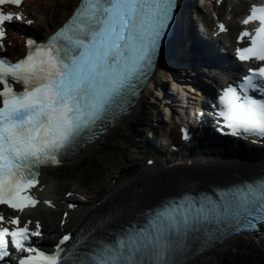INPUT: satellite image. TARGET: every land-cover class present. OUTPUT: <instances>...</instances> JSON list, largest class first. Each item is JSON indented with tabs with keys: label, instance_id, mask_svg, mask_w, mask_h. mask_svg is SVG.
Wrapping results in <instances>:
<instances>
[{
	"label": "snow or ice",
	"instance_id": "snow-or-ice-1",
	"mask_svg": "<svg viewBox=\"0 0 264 264\" xmlns=\"http://www.w3.org/2000/svg\"><path fill=\"white\" fill-rule=\"evenodd\" d=\"M22 4L0 0V48L5 25L23 19L22 13L3 6ZM174 7L175 0H81L71 20L47 42L27 40L26 55L15 61L0 56V206L23 211L39 203L30 193L39 183L40 168L60 163L126 94H134L154 65ZM254 20L260 27L255 34H240L250 44L238 48L237 55L241 61L264 62V6L253 5L243 23ZM258 86L264 91V66L250 69L242 83L224 90L219 97L221 131L226 127L232 135L264 136V99L249 94ZM224 212L249 222L264 220V181L241 188ZM200 219H208L203 205L191 217L165 212L150 229L84 253L73 251L74 244L69 254L70 234L49 253L33 244L41 235L39 222L32 230L30 221L22 225L19 216L6 219L0 211V262L11 256V245L22 254L19 264H171L178 238L195 230Z\"/></svg>",
	"mask_w": 264,
	"mask_h": 264
},
{
	"label": "bare ground",
	"instance_id": "bare-ground-1",
	"mask_svg": "<svg viewBox=\"0 0 264 264\" xmlns=\"http://www.w3.org/2000/svg\"><path fill=\"white\" fill-rule=\"evenodd\" d=\"M54 1V0H53ZM68 2V0H63ZM69 10H65V13H68ZM170 47L173 46V41L170 42ZM167 47L168 49L170 47ZM165 60H170L171 57L169 55H165ZM163 60V61H165ZM159 62L157 68L152 76V80L154 79H162L164 77H168V68L169 64L165 62ZM142 92L141 98L137 99V103L132 107V113H134L143 102V97L146 93ZM128 117H124V121L120 122L121 124H127ZM97 142V141H96ZM96 142L91 145L81 148L78 151V154L84 155L87 152L93 150L96 145ZM164 162L162 161L161 165H158V169L164 171V176H150L144 172V175L131 177L125 180H122L115 186V191L112 197L109 198V202L113 205H116L115 209L120 210L124 208H130L132 210H139L140 208H144L147 205L151 204L153 201L160 198L162 195H166L164 190L172 189L171 191L180 189L181 185L191 180L194 186L201 185L202 187H206L212 183H225L230 180H240L242 178H246L250 175L258 173L256 167H248L243 168L237 165L231 166H220L215 165L210 170L200 167L195 164L192 166H187L183 169H176L173 171L166 170L164 168ZM261 169V167H258ZM205 180V181H202ZM170 191V192H171ZM124 206V207H123ZM122 211V210H120Z\"/></svg>",
	"mask_w": 264,
	"mask_h": 264
},
{
	"label": "trees",
	"instance_id": "trees-1",
	"mask_svg": "<svg viewBox=\"0 0 264 264\" xmlns=\"http://www.w3.org/2000/svg\"><path fill=\"white\" fill-rule=\"evenodd\" d=\"M138 129V124L135 123L130 130L132 132L141 131ZM252 246H245V248L239 246L237 252L232 248L229 249L219 264H264V250H255Z\"/></svg>",
	"mask_w": 264,
	"mask_h": 264
},
{
	"label": "rangeland",
	"instance_id": "rangeland-1",
	"mask_svg": "<svg viewBox=\"0 0 264 264\" xmlns=\"http://www.w3.org/2000/svg\"><path fill=\"white\" fill-rule=\"evenodd\" d=\"M262 246H263V245H262ZM262 246H261V247H262Z\"/></svg>",
	"mask_w": 264,
	"mask_h": 264
}]
</instances>
